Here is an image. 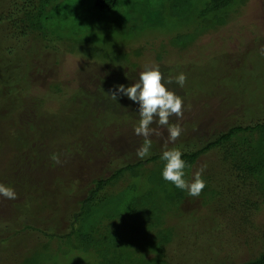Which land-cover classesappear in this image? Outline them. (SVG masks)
<instances>
[{
    "label": "rangeland",
    "instance_id": "1",
    "mask_svg": "<svg viewBox=\"0 0 264 264\" xmlns=\"http://www.w3.org/2000/svg\"><path fill=\"white\" fill-rule=\"evenodd\" d=\"M9 1L0 0V83L15 79L12 84L22 97L15 101L12 118L0 117V183L15 182L10 186L19 199L24 192L31 193L27 205L32 214L22 216V222L30 226L20 225L13 205L16 198L0 197V264H142L141 257L157 255L150 247L156 249L158 244L163 247L156 264H241L257 258L264 249V202L248 184L230 188L232 181L215 165L224 152L228 154L224 148L202 153L188 176L191 179L206 164L203 174L211 173L209 182L219 191L213 196L200 193L181 199L186 192L173 191L171 182L158 177L163 163H156L153 178L125 173L116 183L104 186L107 193L117 192L132 180L136 187L129 195L147 197L139 205L147 212L139 228L146 231L130 238L137 243H128L130 234L127 239L122 234L115 247L108 233L94 247L98 258L68 233L71 224L78 225L71 216L77 201L94 179L138 159L135 152L143 137L133 133L139 119L137 104L120 95L115 101L108 93L116 85L133 83L145 65H158L165 79L178 72L187 78L182 88L174 82L166 86L184 101L182 117L169 118L170 123H180L181 135L166 143L167 133L161 128V136L151 137V151L196 148L236 122L264 117V55H254L264 48V0H227L225 9L203 14L201 9L209 0H116L113 7L101 9L95 0H49L40 18L32 20L40 21V29L29 28L22 14L12 12ZM218 20L226 22L209 27L208 23ZM141 21L158 22L144 25ZM189 39L194 40L180 50L170 45ZM248 51L253 52V61L242 65L241 56ZM111 52L129 55L135 66L121 62L124 66L117 67L108 61ZM157 53L162 57L155 60ZM13 67L20 69L19 77ZM230 95L232 103L227 101ZM107 97L114 101L111 106L106 104ZM3 104L0 101L2 113ZM252 106L256 109L247 115ZM28 121L33 122L31 126ZM48 124L54 130L48 127L44 132ZM20 127L26 133L16 137ZM45 134L53 136L40 138ZM64 140L71 142L69 153L57 150ZM42 144V149L37 147ZM87 147L88 155L79 153ZM34 149L46 156L52 151L58 154L53 164L46 163L47 157L45 170L32 165ZM153 163H146L145 170ZM245 204L250 218L243 223L239 216ZM120 220V216L104 219L97 231ZM162 232L171 236L169 242L161 241Z\"/></svg>",
    "mask_w": 264,
    "mask_h": 264
},
{
    "label": "trees",
    "instance_id": "2",
    "mask_svg": "<svg viewBox=\"0 0 264 264\" xmlns=\"http://www.w3.org/2000/svg\"><path fill=\"white\" fill-rule=\"evenodd\" d=\"M49 3V0H10L8 2V5L11 7V10L13 13L16 14H22V17L27 22V26L32 29H40V21H32L34 17H39L43 14V9L47 7ZM95 6L97 8H111L116 4V0H95ZM227 0H209L208 5H206L205 9H201L200 14H203L204 10H207V12L215 10L217 8H220L221 10L225 9L227 7ZM152 13L155 14V9L151 10ZM12 13V14H13ZM216 16V14H215ZM155 17V16H154ZM22 19V20H23ZM11 24L13 21H10ZM15 22V21H14ZM144 25H149L151 23L156 24L158 21H141ZM226 21H214L209 26L210 28H216L219 25L224 24ZM203 32L204 27L200 26ZM41 32L46 35L45 32L41 30ZM185 38H188L184 36ZM194 39H189L187 43H174L170 45L174 47L175 50H180L186 47L189 43H191ZM172 42H175V40H172ZM140 53H136L135 55H140ZM248 53V54H247ZM243 56H241V64H245L246 62H252V55L253 52L248 51ZM254 55L259 56L260 53H255ZM88 56V55H87ZM255 57V60H258V57ZM90 57V56H88ZM92 58L99 59L98 57L91 56ZM100 57V56H99ZM162 57L161 53H157L155 56L156 59H160ZM114 60H116L114 62ZM109 62L116 63L117 67L124 66L121 62H125L126 66H135V62H132L129 55H123L122 53H110ZM129 63V64H128ZM235 70H238L241 72L239 67H233ZM12 71H15V77H19L20 69H17L13 67L11 69ZM117 72V71H116ZM119 74V73H118ZM116 74V76L118 75ZM3 75H0V77ZM115 76V77H116ZM171 76V75H170ZM187 79V78H186ZM15 82V79L13 81L9 82H1L0 83V101L3 102L6 108H4V112L2 113V110L0 111V117L7 116L9 118H12V116L16 112V102L19 103V97L21 96V93L19 94L18 88L16 85L12 84ZM214 86V85H212ZM211 86V87H212ZM174 87V86H173ZM56 88H59V85L56 86ZM244 90V87L242 88ZM198 92V90H197ZM246 90H244V93ZM262 92V91H261ZM16 97H14V94H16ZM189 93V91H188ZM234 95V94H233ZM119 98V96H117ZM122 98V96H120ZM244 98H246L249 101V98L245 95ZM253 98V97H252ZM232 95H230L229 99L227 101L232 100ZM8 100V101H7ZM21 100V99H20ZM106 101L107 106H111L114 101H111L107 97ZM16 101V102H15ZM254 101L255 104H257L256 100ZM230 103H232L230 101ZM105 104V103H104ZM254 104V105H255ZM256 106V105H255ZM254 106V107H255ZM253 106L251 107V111L247 112V115L256 109ZM2 108V105L0 106V109ZM245 115V116H247ZM244 121V120H243ZM29 126L32 125L33 122L28 121L26 122ZM18 124V123H17ZM21 126V125H20ZM50 128L51 130H54V128L51 125H46L44 132L47 131V128ZM22 128V129H21ZM49 130V129H48ZM24 132V128L20 127L17 128V131L15 133L16 137L18 133ZM49 136L52 138L53 135H42L40 136ZM29 137H27L25 143L29 142ZM254 141H256L254 143ZM71 142L70 140H64L61 142V146L58 147L57 150H61L64 148V151H67V153L71 152ZM255 145L256 147L252 146ZM43 146H37L41 147ZM89 146V145H88ZM211 148H224V150H228V154L230 157L226 158L227 153H223V156L221 155L218 162H216V167L220 170V172L223 174L226 179H230L232 182V185L230 188L234 189H240L245 188V186L248 184L250 191L253 193H260V201L264 202V117L257 118L253 122H247V123H238L236 122L233 125H230L226 130L220 131L219 134L215 138H211L204 142L201 146L196 148H189V149H182V159H184L187 162L188 167L185 169V175L186 178H189V173L192 165L197 160V158L204 152L209 151ZM42 149V147H41ZM87 149L81 150L79 153H85L88 155ZM244 150V153L242 154V151ZM35 152V149H34ZM162 151H151V155L147 157L146 159H136L132 162L125 161L124 163H121L118 167L112 168L111 172L108 175L100 176L93 181V185L88 188L86 191V195L83 196L81 199L77 201V210L74 211L71 216L72 220H77L78 225L76 227H72L71 224V230L68 233V236L73 235V239H76L77 241H81L85 243L86 247L91 250V252L94 254V257L97 255L94 252V247L101 241L102 237L107 235L108 238L112 241L113 245L116 247L119 245L117 238L122 235V237L127 239L126 235L130 234V237L128 238V241L130 238H132V235H135L139 231H146L145 229H140L139 227H143L145 224V220L143 217L147 216L146 209L139 207L140 204H144L147 200V197L145 196H130L131 190L133 191L135 189V185L132 184V180L121 190L117 192H111L107 193V191H104V186L106 184H114L118 181V179L121 176H124L125 173H128L129 176L133 177H155V170H152L156 168V163H163L159 160L160 153ZM36 157H32V165H36L37 167H44L43 169L46 170L45 164L46 163H54L55 159H53L54 155H57L58 153L55 151H52L47 156L44 154L41 150V152L36 153ZM52 156V157H51ZM47 162L44 161L47 159ZM45 164H44V163ZM148 162H154L153 165L148 169L145 170L144 165ZM36 167V168H37ZM58 169L63 170L62 165H57ZM158 167V166H157ZM24 169H26V166L24 165ZM23 169V170H24ZM215 170V169H214ZM161 171V168L157 172ZM132 177V178H133ZM158 177H161L160 172L158 173ZM211 173H202V178L205 181V187L201 190V194H211L212 196L216 193H219L217 189H215L211 183L209 182L211 179ZM212 181V180H211ZM2 183L6 185L12 184L14 186L15 182L12 183V181L5 182L1 180ZM18 184V183H16ZM18 186V185H16ZM22 189V188H21ZM19 188V191L22 192ZM173 191L175 192H181L182 190L176 188L173 186ZM249 191V190H248ZM249 191V192H250ZM29 193V192H28ZM250 194V193H249ZM134 195V194H132ZM187 195L186 193H183L181 196V199ZM257 195V194H255ZM23 199L16 198V201L13 203L16 219L22 223L20 225L22 226H30L27 223L22 222V216H29L31 213V209L29 208L28 198H32L31 193L27 194L24 192L22 195ZM248 199H246L243 203H245ZM247 203V202H246ZM245 204L241 210L240 221L248 222L250 216L248 212V207ZM252 205H256V202H253ZM233 208L234 206H230ZM257 207V206H256ZM236 210V207L233 208ZM238 213V212H237ZM239 215V214H238ZM115 216H120L121 220L117 225H113L111 223L105 225V228L102 232L97 231V225H102L103 220L107 218H112ZM147 222L149 223L148 219ZM251 222V221H249ZM12 225V224H11ZM151 225V224H149ZM12 227L15 228V226L12 225ZM119 227H122L119 228ZM125 233V235H124ZM163 233V239L161 241L163 242H169L171 240V236L168 234ZM67 238V237H66ZM104 239V238H103ZM125 239V240H126ZM128 243H137L135 240H131ZM165 244V243H164ZM129 244H126L128 246ZM157 246V245H156ZM161 244H158L156 249L153 248V246L150 247V250L153 249L157 255L153 259H143L142 264H156V261L161 259V251H162ZM124 251L122 250L121 253ZM101 257V253L99 254ZM98 257V256H97ZM99 258V257H98ZM100 260V259H99ZM95 261L97 262L98 259L95 258ZM84 264H89L84 263ZM241 264H264V249L263 251L257 256V258L243 262Z\"/></svg>",
    "mask_w": 264,
    "mask_h": 264
},
{
    "label": "clouds",
    "instance_id": "3",
    "mask_svg": "<svg viewBox=\"0 0 264 264\" xmlns=\"http://www.w3.org/2000/svg\"><path fill=\"white\" fill-rule=\"evenodd\" d=\"M260 55H264V48L260 50ZM186 81V75L178 72L174 76L164 78L159 70L158 65H145L144 69L139 72L137 79L129 86L123 84L116 85L115 91L109 90V95L113 100L117 96H124L137 104L138 122L133 126V133L143 137V142L136 149L138 159L149 157L152 148L153 135L161 136L160 131L163 128L167 133L166 143L174 142L182 132L179 122L170 123L169 118L175 116L177 121L183 115L184 101L181 96L177 95L166 86L175 83L178 87H183ZM153 124L156 127H153ZM55 159V157H53ZM163 162L160 171L161 178L165 181L186 192L190 197H199L201 190L205 187V181L202 173L206 164L192 173L191 179L186 178L185 169L188 167L187 162L182 159V149L179 147L165 148L159 156ZM17 196L16 191L10 185L0 183V197L14 200Z\"/></svg>",
    "mask_w": 264,
    "mask_h": 264
}]
</instances>
